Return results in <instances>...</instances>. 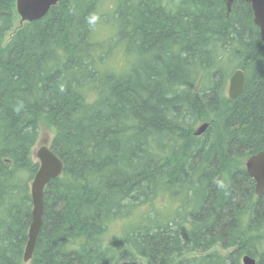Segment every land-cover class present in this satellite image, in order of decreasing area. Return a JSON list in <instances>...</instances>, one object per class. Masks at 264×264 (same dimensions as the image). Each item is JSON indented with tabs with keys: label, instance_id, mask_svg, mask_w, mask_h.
<instances>
[{
	"label": "trees",
	"instance_id": "trees-1",
	"mask_svg": "<svg viewBox=\"0 0 264 264\" xmlns=\"http://www.w3.org/2000/svg\"><path fill=\"white\" fill-rule=\"evenodd\" d=\"M16 2L0 0V264H131L112 227L164 195L174 215L155 211L126 230L134 255L264 264V193L245 167L264 150V41L251 5L236 0L228 15L224 0H112L107 10L106 0H65L21 23ZM116 55L135 61L116 68ZM238 69L244 91L231 100ZM42 125L64 172L45 189L25 263Z\"/></svg>",
	"mask_w": 264,
	"mask_h": 264
},
{
	"label": "water",
	"instance_id": "water-1",
	"mask_svg": "<svg viewBox=\"0 0 264 264\" xmlns=\"http://www.w3.org/2000/svg\"><path fill=\"white\" fill-rule=\"evenodd\" d=\"M65 0H17L16 10L21 18V23H32L46 17L52 7ZM236 0H224L229 15ZM251 5L254 13V23L260 29L264 41V0H242ZM245 86V74L237 70L229 80L228 94L231 100L242 95ZM209 127V123L202 124L194 133L201 136ZM39 169L31 183V198L33 203L32 222L28 233V242L24 252V262L28 263L34 255L38 235L43 226L45 212L44 192L49 183L59 178L64 172V163L57 157L50 147L44 145L37 153ZM246 170L256 182L255 193L257 196L264 193V150L251 156L246 161ZM242 264H257L251 256H244Z\"/></svg>",
	"mask_w": 264,
	"mask_h": 264
},
{
	"label": "rangeland",
	"instance_id": "rangeland-1",
	"mask_svg": "<svg viewBox=\"0 0 264 264\" xmlns=\"http://www.w3.org/2000/svg\"><path fill=\"white\" fill-rule=\"evenodd\" d=\"M111 5H112V0H106L105 2L106 10L108 8L110 9ZM122 61L123 62L125 61L124 65L125 67H127L132 63V61L134 62L135 59L127 58L125 55H116L111 65L115 66L116 68L121 67ZM226 93L228 94V90H226ZM200 125H198L196 129L199 128ZM54 134L55 133L53 129L49 128L46 125L41 126L39 139L32 151L33 159L35 161L38 160L37 153L42 146L46 145L50 147ZM176 206H177L176 204L171 203L170 196L164 195L163 197L161 196L160 198L155 200L151 204V206H143L140 207L138 210H135L129 219L126 220L124 219L123 221L116 222L112 227L111 237L114 236L121 239V246H120L121 252L119 255L120 259L123 262H129L131 264H148L145 259L134 255L128 246L126 245L124 246L122 244V238L125 237L126 230H129L130 228L133 227H138V225L141 224V220H143L145 217H148L149 215L154 217L155 211L162 212L163 214L158 213V215L161 214L163 217L174 215ZM108 240H110L109 236H108Z\"/></svg>",
	"mask_w": 264,
	"mask_h": 264
},
{
	"label": "bare ground",
	"instance_id": "bare-ground-1",
	"mask_svg": "<svg viewBox=\"0 0 264 264\" xmlns=\"http://www.w3.org/2000/svg\"><path fill=\"white\" fill-rule=\"evenodd\" d=\"M238 70H241V69H238ZM236 71H237V70H236ZM236 71H235V72H236ZM242 71H243V70H242ZM235 72H234V73H235ZM234 73H233V74H234ZM233 74H232V75H233ZM232 75H231V77H232ZM231 77H230V78H231Z\"/></svg>",
	"mask_w": 264,
	"mask_h": 264
}]
</instances>
